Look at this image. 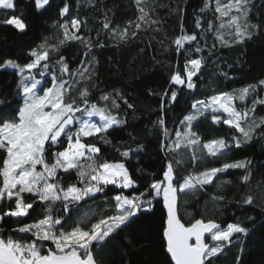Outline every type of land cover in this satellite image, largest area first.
Returning a JSON list of instances; mask_svg holds the SVG:
<instances>
[{
  "label": "snow or ice",
  "instance_id": "1",
  "mask_svg": "<svg viewBox=\"0 0 264 264\" xmlns=\"http://www.w3.org/2000/svg\"><path fill=\"white\" fill-rule=\"evenodd\" d=\"M97 2L85 0L94 9ZM26 3L29 15L54 19L49 26L52 35L27 50L25 63L14 59L0 62V69H12L18 77L14 102L0 93V264H104L105 246L121 233H125L122 239L132 244L133 225L142 214H151L157 204L166 210L160 225L164 264H219L232 248H238L235 264H244V240L254 229L242 222L222 225L203 214L185 222L180 202L181 196L205 192L207 186L222 192L225 185L232 184L220 180L229 170H243L239 181L250 185L252 161L228 157L233 149L256 138L264 140V78L232 90H213L202 99L193 97L190 111L174 131L168 129L165 117L181 92L187 95L198 90L211 58H215L212 62L219 77L235 79L220 68L221 57L216 53L264 36V0L259 5L256 0H202L194 9L190 29L186 6L177 4L172 10L179 35L171 44L180 60L172 65L167 87L158 94L159 116L154 125L161 135L164 164L143 187L126 161L139 156L144 145L137 142L135 149H122L110 136V132L123 130L126 111L121 113L134 112L135 105L120 89L101 93L99 100L93 101L88 85L95 87L99 59L94 49L104 48L105 38L119 46L142 31H162L156 0H132L137 14L123 27L113 24L115 13L110 17L112 10L104 8L101 0L97 9L101 28L95 37L87 20L79 15L81 0ZM0 16V25L11 26L20 34L30 27L17 0H0ZM70 43L79 45L72 54L73 58L79 56L75 66L63 51ZM46 76L50 79L42 83ZM149 94L157 95L151 89ZM202 122L226 125L228 137L205 140L195 130ZM132 139L135 142V137ZM107 146L120 159L106 158L102 148ZM214 160L221 163L196 170L199 164ZM137 171L147 175L142 168ZM73 173L75 179L66 181L65 176ZM98 195L102 199L97 204ZM210 199L214 203L226 200L223 195ZM237 203L256 206L250 187ZM109 210L111 214L105 215ZM247 220L255 223L253 216ZM9 221L15 226L7 227Z\"/></svg>",
  "mask_w": 264,
  "mask_h": 264
},
{
  "label": "trees",
  "instance_id": "2",
  "mask_svg": "<svg viewBox=\"0 0 264 264\" xmlns=\"http://www.w3.org/2000/svg\"><path fill=\"white\" fill-rule=\"evenodd\" d=\"M17 2L25 13V19L30 27L25 34H20L11 26L0 25V62L14 59L21 64L25 63L28 59L27 50L39 43L44 36L52 35L49 26L54 16L49 18L48 16L29 15L30 9L26 0H17ZM56 2L59 3V0ZM100 2L101 0H98L97 9L100 8ZM201 2L202 0H156L159 5L157 18L162 22V31H142L135 39L119 46H115V41L105 38L102 42L106 46L94 49L99 59V67L98 78L93 82L95 87L93 84L88 85L93 93L91 99L98 101L101 93L120 89L135 105L134 112L124 110L122 105L124 111L121 114L124 115L126 111L127 124L123 130L110 132V136L113 143L120 145L122 149L129 146L135 149L137 142L144 145L139 156H133L126 161L133 177L139 181L142 187L149 182L152 173H160L164 164V154L159 149L161 135L154 125L159 116L160 98L158 94L167 87L172 65L180 60L173 51L175 46L171 44V40L179 35L178 19L172 10L177 4L186 6V26L190 29L194 9H198ZM256 3L259 5L261 0H256ZM81 4L83 6L79 9V15L82 19L87 20L90 34L95 37L96 30L101 28L100 11L87 6L85 0H81ZM102 4L104 8L112 10L109 13L110 17L112 13H115L114 25L123 27L126 21L134 19L137 14L132 0H102ZM19 14L18 12L17 15ZM0 19L3 17L0 16ZM160 41H163V44ZM78 48V44L70 43L63 49L73 66L79 60L78 55L75 58L72 55L78 51ZM216 55L221 57L220 68L235 76V79L226 80L219 77V69L212 62L215 58H211L203 69V78L199 81L198 90L187 95L181 92L176 104L168 106L165 119L170 131L179 128V121L190 111L193 97L202 99L213 94V90L217 92L232 90L255 82L257 78H264V36L254 37L244 46L220 49ZM226 64H232L234 68L229 69ZM17 79L14 70L0 69V93L5 94L6 100L14 102L13 92ZM194 79L196 78L194 77ZM149 89L157 95L149 94ZM195 130L205 140L219 136L227 138L229 135L226 125L212 126L208 122L200 123ZM132 137H135V142ZM102 151L105 157L110 160L120 159L110 146L103 147ZM245 157L252 161L253 175L250 185L245 186L239 181V177L244 174L243 170H229L220 176V180H231L232 184L225 185L222 192L213 186H207L205 192L181 196L180 214L185 222H188L190 218H200V215L203 214L206 219H216L222 225L229 222L246 224L254 231L244 240L246 247L243 262L244 264H264V226H262L264 225V140L256 138L240 149H233L228 159H244ZM220 163L221 160L201 163L196 170L218 166ZM140 168L144 169L147 175L138 172L137 169ZM184 174L181 173V175ZM74 179V173L71 177L65 176L66 181ZM249 187L256 200L255 207L237 203L243 195L248 193ZM213 195H223L226 200L214 203L210 199ZM101 199L102 197L98 195L96 203H100ZM184 201L187 202L184 203ZM88 203L91 204L92 201H88ZM35 207L39 212L40 206L36 205ZM0 211H3V208H0ZM104 214H111V210ZM72 215L75 217L77 213L73 212ZM164 216L165 213L160 204L156 205L151 214H142L133 225V243L129 244L122 239L125 233H121L105 246L102 254L104 264H164L165 254L160 235V225ZM248 216L255 217L254 224L247 220ZM14 226L11 221L7 224L9 228ZM237 251L238 248L229 250L227 258H221L219 264H235L234 254Z\"/></svg>",
  "mask_w": 264,
  "mask_h": 264
},
{
  "label": "rangeland",
  "instance_id": "3",
  "mask_svg": "<svg viewBox=\"0 0 264 264\" xmlns=\"http://www.w3.org/2000/svg\"><path fill=\"white\" fill-rule=\"evenodd\" d=\"M10 70H12V69H10ZM38 79L40 78V77H37ZM50 78L49 77H44V79H43V81H42V83H44V82H46L47 80H49ZM94 119H97L98 120V117H95ZM180 127V126H179Z\"/></svg>",
  "mask_w": 264,
  "mask_h": 264
},
{
  "label": "water",
  "instance_id": "4",
  "mask_svg": "<svg viewBox=\"0 0 264 264\" xmlns=\"http://www.w3.org/2000/svg\"><path fill=\"white\" fill-rule=\"evenodd\" d=\"M163 208V207H162ZM163 211H164V213H165V215H166V210L165 209H163Z\"/></svg>",
  "mask_w": 264,
  "mask_h": 264
}]
</instances>
